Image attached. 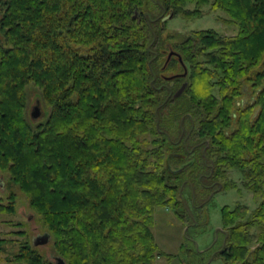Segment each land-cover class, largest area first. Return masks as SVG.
<instances>
[{
  "label": "trees",
  "instance_id": "obj_1",
  "mask_svg": "<svg viewBox=\"0 0 264 264\" xmlns=\"http://www.w3.org/2000/svg\"><path fill=\"white\" fill-rule=\"evenodd\" d=\"M205 5L235 34L166 32ZM0 13V171L65 264H154L155 210L196 226L233 171L257 205L222 209L216 254L264 264V0H1ZM30 85L44 119L28 114ZM16 260L56 264L28 242Z\"/></svg>",
  "mask_w": 264,
  "mask_h": 264
},
{
  "label": "rangeland",
  "instance_id": "obj_2",
  "mask_svg": "<svg viewBox=\"0 0 264 264\" xmlns=\"http://www.w3.org/2000/svg\"><path fill=\"white\" fill-rule=\"evenodd\" d=\"M187 8L193 10L195 5H189ZM200 9L201 14L195 17L167 16L166 32L189 33L193 30L212 28L224 35H233L237 31L236 25L223 10L213 9L211 5L201 6ZM40 94L38 87L34 85L28 87L27 110L31 116L34 108L38 107L40 110L38 117L44 119V110L49 111V108L41 101ZM249 100L246 96L243 103ZM231 177L234 184L228 189L214 192L209 203H206L199 213H195L198 219L196 226L187 227L190 222H183L165 207L155 210L152 228L160 255L155 258L154 264H200L198 261L200 256L192 251L193 248L199 252L203 251L202 259L205 264H225L216 254L224 245L223 231L227 228L222 221V209L224 207L234 209L242 205L249 209L248 214L257 205L254 194L243 185L241 174L233 171ZM10 194L15 195L14 210L0 211V264H24L16 260V255L20 252L21 244L25 242L34 247L46 260L55 262L58 255L54 251L51 236L45 244H34L37 236L48 232L42 224L40 215L31 209L27 196L10 181L8 173L0 171V202L3 205L10 203L8 199Z\"/></svg>",
  "mask_w": 264,
  "mask_h": 264
},
{
  "label": "water",
  "instance_id": "obj_3",
  "mask_svg": "<svg viewBox=\"0 0 264 264\" xmlns=\"http://www.w3.org/2000/svg\"><path fill=\"white\" fill-rule=\"evenodd\" d=\"M186 86H187V83H183L181 87L174 93L173 97L179 96L182 93V91L186 88ZM39 115H40V110L38 107H35L34 111H32V116L34 118H37ZM49 238H50V235L48 233H44L42 235L37 236L34 239V244L35 245L45 244L48 242ZM56 264H65V261L61 257H56Z\"/></svg>",
  "mask_w": 264,
  "mask_h": 264
}]
</instances>
